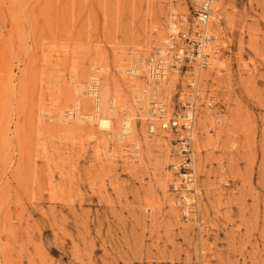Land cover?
Wrapping results in <instances>:
<instances>
[{"label": "rangeland", "instance_id": "374dc122", "mask_svg": "<svg viewBox=\"0 0 264 264\" xmlns=\"http://www.w3.org/2000/svg\"><path fill=\"white\" fill-rule=\"evenodd\" d=\"M203 1L0 0V264H264V0L213 3L217 66L182 59L160 94L130 85L148 43L154 64L197 40ZM98 66L108 128L67 116L74 99L92 113ZM181 116L190 192L161 127Z\"/></svg>", "mask_w": 264, "mask_h": 264}, {"label": "bare ground", "instance_id": "6f19581e", "mask_svg": "<svg viewBox=\"0 0 264 264\" xmlns=\"http://www.w3.org/2000/svg\"><path fill=\"white\" fill-rule=\"evenodd\" d=\"M216 1L217 0H211V1L210 0H204L202 2L200 7H203L206 3L210 2L209 14H211L212 19L209 20V21L207 20L208 22L205 21V22L197 25V26H200V27H197V26L194 27L193 26V30L196 31L195 33H198V35L200 36V40H201V46H200V51H199V56H198L201 59L198 62H199V64H202V65L203 64L210 65V67L217 66L216 65L217 61L214 59L215 52H213L212 48L210 47L209 50L206 49L208 51L207 56H206V54L203 52V49L206 46V44L208 43L207 40H208L209 37L211 38V36H213V38H217V36H218L219 26H218V24H217V22L215 20L216 17L214 15L213 10H212V5ZM182 19H184V18H182ZM169 45H171V44H169ZM169 45H167V46H169ZM169 47H171V46H169ZM206 48H207V46H206ZM151 49H152V43H148L147 46H146V53L145 54H147L149 51H151ZM166 50H167V48L166 49L165 48L161 49V47H157L156 50H155L154 57L155 56L158 57V56L166 55V52H167ZM145 54H143L142 56L139 55V58H138L139 64H138V66L135 67V68H131L128 71V73L137 74L138 76H140L139 74H141L140 73L141 70H139V69H147V68H149V71L147 72V77L148 78L145 80V82L142 81L143 83L142 82H137L135 85L134 84H130V85L134 86L136 88H140V87H142V86H144L146 84V87H143V89L145 90V88L148 87L149 88L148 90H150L154 94L159 93L162 90L161 87H164V89L166 91H168L169 88L171 87L172 83H174V81L176 79V74L169 75L168 81L165 79L166 81H161L160 82L161 83L160 86H157L156 88H154L153 85H151V83L154 82V83L157 84L158 82H156L154 80L157 79V78H158L157 80H160V78L161 79L162 78H166V75L168 74V72L166 73V71H164L165 72L164 74L157 75L155 73V63L153 64V57L148 59V60H146L145 58H143L145 56ZM202 56L203 57L206 56V58L203 59ZM161 60L162 61H166V63H167L166 59L161 58ZM96 70H97L96 73L93 74L90 77L89 90L86 91V94H88V96H89L88 98H86V100L89 101V102L90 101L93 102L92 113L88 114V115L80 113L79 112L80 101L78 99H74L73 100V104H72V108L73 109H72V111L69 114H67V116H68V118H74L76 120L86 118V119H89L91 122H97L99 128H108L110 126V120H109V118H107V117H105L103 115L100 116V113H99V110H100V108H99L100 97H99V95L97 93V83H98V79H99V73H102L104 71V68H103V66H98V67H96ZM143 74H145V72ZM127 80H128V82H130V79H127ZM106 87H108V84H106ZM146 91H147V89H146ZM68 98L71 99L72 98V94ZM153 104H154V102H153ZM155 104L159 105L158 102H156ZM157 105H154V106H157ZM153 110L159 111L160 108H159V106H157V109H153ZM191 110H187L186 111V117L188 119H190V120L194 116V113ZM148 112H152V110L149 109ZM190 120H185L184 125H185L186 122L189 123ZM165 125H166L165 122L161 123V127H165ZM123 128H124V129H122L123 131L114 133V136L120 142L124 141L128 137L127 132L131 129V126H130L129 122H126L124 124ZM152 129H153V126H152ZM189 136H190V138L193 137L192 131H189Z\"/></svg>", "mask_w": 264, "mask_h": 264}, {"label": "built area", "instance_id": "2783aa9c", "mask_svg": "<svg viewBox=\"0 0 264 264\" xmlns=\"http://www.w3.org/2000/svg\"><path fill=\"white\" fill-rule=\"evenodd\" d=\"M211 1V0H210ZM209 5L210 2L206 3L203 7H200L197 16L195 17V20L193 21V25L197 26L209 19ZM179 35V34H178ZM194 37L197 38V40L190 38L189 36H186L185 34H180V38L183 39L186 48L185 50H182L181 57L176 53L177 50H174L173 55L171 56L170 61L166 63V61H162L161 59H158L155 63V73L157 75H162L166 71L171 70H177L181 67L180 61L182 59H185L186 61L192 60V59H198L200 46H201V40L198 33L194 32ZM172 39H174L172 37ZM171 39V40H172ZM173 41V40H172ZM206 56L204 57V59ZM186 110L184 111V113ZM183 113V114H184ZM182 120L186 118L185 116H181ZM169 129L175 136H177V144H178V154H179V162L177 167L174 169L176 170L178 182H174L173 189L175 191H191L190 189H187L188 185H192L193 182V172L189 166L190 158H189V143L186 141L185 136L181 135L180 130H186V127L184 123H179L175 121V119H170L168 121V124L165 125V129Z\"/></svg>", "mask_w": 264, "mask_h": 264}]
</instances>
